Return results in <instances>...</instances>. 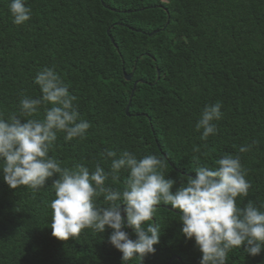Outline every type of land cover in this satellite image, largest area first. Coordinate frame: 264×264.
<instances>
[{
    "label": "trees",
    "instance_id": "obj_1",
    "mask_svg": "<svg viewBox=\"0 0 264 264\" xmlns=\"http://www.w3.org/2000/svg\"><path fill=\"white\" fill-rule=\"evenodd\" d=\"M9 3L0 0V113L24 119L20 100L40 96L34 78L54 68L91 124L85 139L57 134L50 155L62 166L91 172L99 164L107 172L105 148L154 154L176 180L175 191L182 175L195 177L197 163L213 166L251 145L239 153L251 188L237 204L264 202V0H27L32 14L23 25L13 23ZM216 102L223 113L218 131L203 141L195 124ZM126 178L121 171L106 183L122 188ZM47 183L39 191L10 189L0 174V264H121L122 254L107 242L110 229H83L66 241L52 235L47 205L55 194ZM154 215L160 243L143 264H199L177 212L161 204ZM226 264H264V251L233 249Z\"/></svg>",
    "mask_w": 264,
    "mask_h": 264
},
{
    "label": "clouds",
    "instance_id": "obj_2",
    "mask_svg": "<svg viewBox=\"0 0 264 264\" xmlns=\"http://www.w3.org/2000/svg\"><path fill=\"white\" fill-rule=\"evenodd\" d=\"M8 7L14 24L31 19L27 0H10ZM34 83L41 95L20 100L24 119L15 115L4 119L0 113V174L10 189L25 186L39 191L52 180L55 198L47 206L54 237L66 241L83 229L97 234L110 229L107 242L122 254L121 264L133 258L143 264L160 243L162 230L153 217L163 204L177 212L183 236L195 241L199 264H226L228 253L237 248L251 256L264 251V202L237 204V198L247 197L251 188L239 154L250 151L251 145H242L238 154L223 155L213 166L197 163L195 177L182 175L175 191L176 180L167 178L163 171L167 165L154 154L138 157L125 150L118 155L105 148L101 155L111 160L107 172L99 164L91 172L82 164L62 166L50 155L57 134L63 133L65 141L85 139L91 124L81 117L76 97L54 68L40 69ZM221 108L220 102L204 106L195 124L201 140L217 134ZM41 109L42 118H35ZM121 171L127 173L122 188L106 183L110 176L118 180Z\"/></svg>",
    "mask_w": 264,
    "mask_h": 264
},
{
    "label": "water",
    "instance_id": "obj_3",
    "mask_svg": "<svg viewBox=\"0 0 264 264\" xmlns=\"http://www.w3.org/2000/svg\"><path fill=\"white\" fill-rule=\"evenodd\" d=\"M103 3H104V2H103ZM132 76H133V73H130L129 75L126 76V78L129 80V79L132 78ZM137 84H138V81L136 80V81L134 82V84H133V89H132L131 97H130V100H129L128 105H127V107H126V113H127V114H129L130 103H131V100H132V96L134 95V92H135V90H136V86H137Z\"/></svg>",
    "mask_w": 264,
    "mask_h": 264
},
{
    "label": "crops",
    "instance_id": "obj_4",
    "mask_svg": "<svg viewBox=\"0 0 264 264\" xmlns=\"http://www.w3.org/2000/svg\"><path fill=\"white\" fill-rule=\"evenodd\" d=\"M157 30H154V32H150L149 35H153Z\"/></svg>",
    "mask_w": 264,
    "mask_h": 264
}]
</instances>
